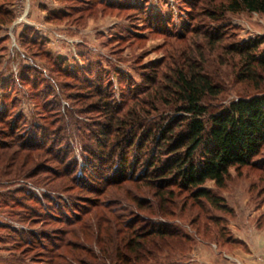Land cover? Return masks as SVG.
Returning <instances> with one entry per match:
<instances>
[{
	"label": "rangeland",
	"instance_id": "obj_1",
	"mask_svg": "<svg viewBox=\"0 0 264 264\" xmlns=\"http://www.w3.org/2000/svg\"><path fill=\"white\" fill-rule=\"evenodd\" d=\"M225 2L0 0V264H48L42 247L52 249L61 236L70 245L60 249L58 264H105L94 257L97 242L124 237L133 218L174 232L162 241L159 264H264V146L251 165L232 168L223 187L206 184L224 207L189 193L160 204L145 182L96 193L78 186L84 173L102 182L124 176L104 155L109 151H100L104 141L119 144L125 130L94 109L91 90L124 118L127 97L146 76L192 58L222 89L210 101L214 108L255 92L237 80L238 58L228 50L264 37V15L225 12ZM101 126L107 139L97 136ZM140 143L126 155L122 147L117 163L135 164ZM30 145L49 150L31 152Z\"/></svg>",
	"mask_w": 264,
	"mask_h": 264
},
{
	"label": "trees",
	"instance_id": "obj_2",
	"mask_svg": "<svg viewBox=\"0 0 264 264\" xmlns=\"http://www.w3.org/2000/svg\"><path fill=\"white\" fill-rule=\"evenodd\" d=\"M223 10L233 14L247 11L264 15V0H227ZM211 38L208 37L214 42ZM215 38L217 41L223 39L221 36ZM263 47L264 37H261L233 44L229 48L228 52L238 58L237 80L253 87L255 92L241 95L220 108H214L210 101L220 95L221 87L192 58L178 63L174 69L162 72L160 76L158 72L155 74L156 69L146 76L139 93L133 92L127 97L124 118L116 116L120 109L105 100L101 92L91 90L87 96L96 102L94 109L103 113L110 126H114L115 122L121 123L119 129L125 130H121L122 139V132L118 136L121 143L118 141L119 144L114 147H107L104 141L100 151H109L110 154L104 155H109V163L116 164L115 167L121 169L124 176L103 178L102 182L99 177L85 176L84 173L86 178L80 177L79 180L83 181H79L78 186L82 188L86 185L83 189L96 193L105 192L107 186L123 181L145 182L154 190L160 204L177 194L189 193L193 199H205L212 206L224 207L223 199L206 184L212 181L216 186L223 187L230 170L251 165L264 146ZM61 61L62 58L58 57L55 63L58 65ZM141 94L144 96L139 99ZM97 129L98 138L107 139L109 130L105 126ZM137 140L141 143L136 163L131 164L126 158L124 163H117L115 157L118 151L125 147L126 155ZM35 147L30 145L28 149L31 152L43 151L42 148L46 150L43 152L49 150L45 146ZM88 155L91 157L93 154L89 152ZM2 156L6 155H0L1 160ZM72 166L75 172V163ZM115 167L110 164L111 169ZM72 169L68 168L66 177H70ZM72 179L76 181V177ZM84 179H88L90 184ZM96 183H101L102 188H96ZM137 205L141 207L140 202ZM132 221L126 225L119 222L117 233L125 228L124 237L110 238L108 244L99 239L100 254L94 257L105 264H159L158 252L164 244L162 241L172 237L174 232L166 227L149 228L140 218H133ZM76 223L92 227L89 222ZM36 241L33 235L32 243ZM68 241L66 236H61L50 245L52 249L42 247L48 254V264H58L56 260L60 257V249L68 247Z\"/></svg>",
	"mask_w": 264,
	"mask_h": 264
}]
</instances>
